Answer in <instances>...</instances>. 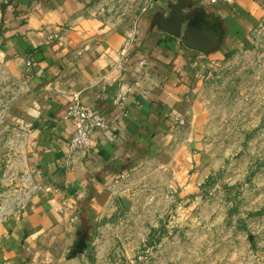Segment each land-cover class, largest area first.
I'll return each mask as SVG.
<instances>
[{"label":"crops","instance_id":"0c3cea01","mask_svg":"<svg viewBox=\"0 0 264 264\" xmlns=\"http://www.w3.org/2000/svg\"><path fill=\"white\" fill-rule=\"evenodd\" d=\"M183 2L182 36L193 21L194 31L208 37L206 53L163 30ZM6 3L0 0V83L22 85L25 95L8 111V151L0 154V184L9 187L0 198V264H80L79 253L88 249L80 250L95 240L99 198L115 181L162 154L188 169L193 156L171 144L191 78L207 60L249 43L258 0H155L134 27L120 29L103 17L101 0ZM123 91L125 102L115 104ZM74 95L110 126L93 135L86 152L68 147ZM19 111L28 120L21 140Z\"/></svg>","mask_w":264,"mask_h":264},{"label":"rangeland","instance_id":"374dc122","mask_svg":"<svg viewBox=\"0 0 264 264\" xmlns=\"http://www.w3.org/2000/svg\"><path fill=\"white\" fill-rule=\"evenodd\" d=\"M154 2L100 5L108 24L120 29L134 27ZM258 4L249 43L207 60L191 78L171 144L193 156L188 169L162 154L115 181L99 198L95 240L80 250L88 249L79 253L80 264H264V0ZM24 95V86L0 83V154L8 151V111ZM25 118L19 111V140ZM7 190L0 184V198Z\"/></svg>","mask_w":264,"mask_h":264},{"label":"built area","instance_id":"2783aa9c","mask_svg":"<svg viewBox=\"0 0 264 264\" xmlns=\"http://www.w3.org/2000/svg\"><path fill=\"white\" fill-rule=\"evenodd\" d=\"M213 1L216 2V0ZM31 66V62L28 61L27 68ZM128 91L120 93L114 101L115 104H123L129 94ZM67 117L75 122V130L68 143L69 149L73 151H88L93 144L94 134L101 136L110 130L107 118L96 108L82 104L78 95L72 97L67 108Z\"/></svg>","mask_w":264,"mask_h":264},{"label":"water","instance_id":"95a60500","mask_svg":"<svg viewBox=\"0 0 264 264\" xmlns=\"http://www.w3.org/2000/svg\"><path fill=\"white\" fill-rule=\"evenodd\" d=\"M186 5V2H183L174 8L172 17L170 21L163 26V30L175 38H181L186 48L206 53L208 48H210L208 37L206 35H198V33L194 31V23L192 21L188 24L187 30L182 36L181 32L184 24L183 10L186 8Z\"/></svg>","mask_w":264,"mask_h":264}]
</instances>
